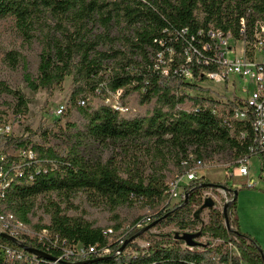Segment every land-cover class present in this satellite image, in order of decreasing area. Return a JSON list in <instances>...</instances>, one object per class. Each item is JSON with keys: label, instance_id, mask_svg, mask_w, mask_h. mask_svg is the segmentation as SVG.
<instances>
[{"label": "trees", "instance_id": "16d2710c", "mask_svg": "<svg viewBox=\"0 0 264 264\" xmlns=\"http://www.w3.org/2000/svg\"><path fill=\"white\" fill-rule=\"evenodd\" d=\"M7 16L15 18L17 29L27 41L37 39L41 46L37 75L26 72L24 76L28 88L35 93L53 94L71 77L70 101L83 124L70 125L71 132L62 138L63 143L56 142L61 136L54 132L61 120L49 125L43 122L36 131L27 129L20 138L0 136L6 146L31 149L35 156L22 164L9 155L0 160V168L12 179L3 211L11 212L37 232L47 230L50 239L65 242V246H109L111 251L103 257L74 256L60 264H264L257 240L239 227L228 229L219 209L210 210L207 224L194 218L196 207L202 205L203 186L210 183L203 177L187 187V204L185 199L171 206L167 204L168 185L163 178L132 175L121 161L116 162V156L102 157L106 149L113 147L130 160L141 156L166 166L173 162L179 168L178 175L189 169L184 162L211 163L217 155L227 156L232 162L236 142L222 120L233 106L189 91L210 92L201 86L207 82L205 74L220 70L218 61L209 66L204 63V59H214L218 53L215 45L212 52L203 49L211 42L209 32L231 33L241 39L244 20L245 35L251 38L257 24L264 22V0H0V18ZM192 48L196 52L189 51ZM19 58L13 53L9 59L16 65ZM187 73L192 74L193 82L187 80ZM119 90L121 106L128 107L125 100L137 95L140 105L153 103V109L143 117L127 118L110 105L96 109L90 106L92 98L108 100ZM0 93L17 100V117L27 112L30 101L21 91L0 81ZM214 109L218 116L212 114ZM17 166L22 176L17 174ZM226 172L225 182L216 188L230 189L227 194L233 201L236 188L227 182L233 178L230 169ZM78 193H88L110 211L133 201L162 207L152 216L151 224L174 226L181 234L195 232L202 224V237L209 236L222 244L188 247L175 239V232L150 236L147 248L130 242L122 250L130 238L145 229L136 226L146 216L126 230L123 241L110 242L105 229L66 215L65 209ZM52 195L61 203L49 202L51 224L32 225L30 215L37 200ZM236 205L234 201L228 217L231 212L235 214ZM13 239L16 242L0 233V248L25 254L29 252L23 246L43 248L28 235ZM229 245L237 255L225 249ZM49 254L58 257L60 252ZM0 264L30 263L6 261L0 254ZM40 264L52 263L45 259Z\"/></svg>", "mask_w": 264, "mask_h": 264}, {"label": "rangeland", "instance_id": "374dc122", "mask_svg": "<svg viewBox=\"0 0 264 264\" xmlns=\"http://www.w3.org/2000/svg\"><path fill=\"white\" fill-rule=\"evenodd\" d=\"M13 53L20 56L16 65H12L9 59ZM40 54L41 46L39 41L37 39L27 41L17 29L14 17L7 16L0 18V81L5 82L14 90L21 91L25 98L30 101L27 112L17 117L15 113L17 100L12 95L0 93V124L11 126L12 131L9 135L13 138H20L25 134L27 129L36 131L43 122L49 125L56 122V120H61L54 127V132L61 136V139H56V142L63 143L64 140L62 138L65 134L71 132L69 126L72 124L82 125L83 119L70 101L71 77L67 78L62 88L53 94H48L44 91L35 93L28 88L24 79L25 73L29 72L32 75H37ZM234 57V55L230 56V58ZM201 86L204 89L210 90V92H189L215 99L228 97L226 94L229 92H227L228 90L226 91L225 86L222 84L207 81L202 83ZM229 89L231 91V88ZM115 101V96L108 100L104 98H92L90 106L95 109L103 105L112 106L115 104ZM125 103L130 109V112L124 115L127 118L143 117L153 109L154 105L153 103L140 105L137 95L129 97L125 100ZM62 107L65 108L64 113L59 115L58 111ZM19 154L20 151L16 146H6L5 142L0 140V158L5 155L19 156ZM112 156H116V162L121 161V166H124V169L130 171L132 175H143L144 177L156 175L159 178H163L166 185L178 175L179 168L173 162H170L166 166L163 163L153 162L141 156H138V160L132 156L133 158L130 160L129 158H124L120 151H115L113 147L106 149L102 157L108 159ZM230 163L231 161L228 160L227 156L217 155L213 167L208 166L203 170V180L215 185L225 182L226 166ZM259 168V161L253 159L250 168V181L252 182V179H254L258 183L257 188L247 186L245 178L235 177L227 180L229 185L235 187L238 192L236 211L235 214L234 212L229 213V221L232 228L239 227L242 233L250 235L257 242H264V182L259 179ZM201 194H210L209 197H215L213 199L216 201L217 209L221 212H223L224 205L227 202L226 197L230 201V196L228 194L225 196V193L219 188L205 189ZM50 201L61 203V200L56 195L39 198L33 214L30 215L32 225L40 224L48 226L51 224L52 207L49 204ZM62 208H65L64 204ZM161 208H152L145 202L133 201L115 211H110L101 201L89 196L88 193H78L71 198V205H68L65 213L70 217L82 218L90 222L94 227L114 229L115 234L110 239V242H113V240L121 237L124 231L129 229L136 220L144 216L155 215ZM198 208L196 207V209ZM209 212L205 211L202 215V223L207 224ZM201 227L202 224L196 226L195 232H198ZM148 232L144 237H138L132 242L144 249L149 246L150 236L159 233H175L179 232V230L174 226H160ZM198 242L201 244L212 242L214 246L222 244L221 241L213 240L209 236L198 239ZM225 249L230 250L235 255L238 254L237 250L231 245ZM261 250L264 252L263 248Z\"/></svg>", "mask_w": 264, "mask_h": 264}, {"label": "built area", "instance_id": "2783aa9c", "mask_svg": "<svg viewBox=\"0 0 264 264\" xmlns=\"http://www.w3.org/2000/svg\"><path fill=\"white\" fill-rule=\"evenodd\" d=\"M240 33L242 38L237 39L231 33L209 32L211 42L205 44L203 49L205 52H212V45L216 46V58H206L204 63L210 65L219 62L220 70L217 72L206 73L207 81L216 82L225 86L228 94L227 98H219L222 104L232 105V110L228 116H224L223 125L228 129L234 141L236 142L234 160L226 166L229 168L233 178H245L246 185L252 188H257L258 183L252 179L250 181L251 161L257 159L259 161L260 173L259 179L264 182V22H259L256 26L255 33L251 38L246 34L245 21H241ZM186 34V31H185ZM189 51H195L193 48ZM220 53V54H219ZM188 54V52H187ZM234 55V58H230ZM218 58V59H217ZM188 61H191L190 57ZM167 73V72H165ZM189 82H193L191 73L186 74ZM234 78V80H232ZM231 88V91L230 89ZM122 95V90L116 92V101L112 107L121 112L128 114L130 109L123 107L119 103V98ZM82 106L85 102L80 103ZM65 108H61L59 115L64 113ZM212 114L219 115V112L214 109ZM12 131L11 126L0 127V136L9 135ZM19 156H14L24 163L26 160H34L35 156L31 149L19 150ZM191 157L190 160H192ZM4 160V156L0 158ZM215 162L203 163L201 161L194 162L189 165V162H184L185 167L189 169L183 174L177 175L174 180L168 184L167 196L168 203L171 206L181 203L187 197V187L191 182H197L202 177V172L208 166H212ZM209 167V168H212ZM20 166H17V174L22 176ZM12 179L9 172L0 168V233L6 234L12 238H17L20 235H28L33 239H37L39 244L43 246L39 249L45 253L53 251L60 252L56 261L50 263L60 264L71 257L77 256L88 258L92 256L103 257L110 255L109 246L101 247L99 245L83 247L74 245L72 247L65 246V242L53 241L50 239L47 230L37 232L30 226L25 225L17 220V218L9 211H3V201L7 188H9ZM221 190V189H220ZM223 191V190H221ZM223 193H225L223 191ZM227 193H225V196ZM210 194H202L201 201ZM215 199V197H213ZM227 202L229 200L226 197ZM226 202V203H227ZM152 216H146L140 223L137 224V229H142L151 224ZM126 230L124 231V233ZM124 233L117 241H123ZM114 229H105L104 235L108 240L114 236ZM0 254L6 261H29L30 264H40L41 260H45L33 254H25L9 248H0Z\"/></svg>", "mask_w": 264, "mask_h": 264}, {"label": "water", "instance_id": "95a60500", "mask_svg": "<svg viewBox=\"0 0 264 264\" xmlns=\"http://www.w3.org/2000/svg\"><path fill=\"white\" fill-rule=\"evenodd\" d=\"M203 188L205 189H217L216 188V185L215 184H206L203 186ZM221 190H223L225 193H231V190L228 189V188H220ZM188 197V196H187ZM237 198H238V192L235 191L234 192V199L233 201H229L227 202L225 205H224V208H223V215L225 217V221H226V226L228 229H231V225H230V221H229V217H228V210L229 208L231 207V205L233 204L234 201H237ZM188 203V198L186 199L185 201V204ZM212 209H217V205H216V201L211 198V197H208L205 199L204 203L196 210L195 212V215H194V218L198 221H202V215L204 214L205 211H210ZM157 226V222H154L152 224H150L149 226L145 227V229L138 235L130 238L126 243L125 245L123 246V249L124 250L126 248V246L128 245V243L132 242L133 240L137 239L139 236H141L143 233L155 228ZM202 231L199 230L198 232H185V233H179V232H176L175 233V239L176 240H179V241H182L186 244V246L188 247H197L199 246L201 243L198 242V239L202 238ZM2 237L6 238V239H9L13 242H16L15 239L11 238L10 236L6 235V234H1ZM23 249H25L27 252H29L30 254H33V255H36L40 258H43V259H46V260H49V261H56L57 258L56 257H53L51 256L50 254L48 253H45L39 249H36V248H29V247H22ZM264 258V257H263ZM80 264H89V262H85V263H80Z\"/></svg>", "mask_w": 264, "mask_h": 264}, {"label": "crops", "instance_id": "0c3cea01", "mask_svg": "<svg viewBox=\"0 0 264 264\" xmlns=\"http://www.w3.org/2000/svg\"><path fill=\"white\" fill-rule=\"evenodd\" d=\"M258 243H259V245L261 246V248H263V250H264V242H260V241H258ZM264 253V252H263Z\"/></svg>", "mask_w": 264, "mask_h": 264}]
</instances>
